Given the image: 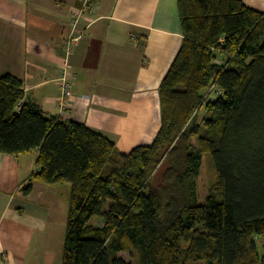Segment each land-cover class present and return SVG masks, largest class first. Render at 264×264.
<instances>
[{"label":"trees","instance_id":"obj_1","mask_svg":"<svg viewBox=\"0 0 264 264\" xmlns=\"http://www.w3.org/2000/svg\"><path fill=\"white\" fill-rule=\"evenodd\" d=\"M177 7L183 42L148 146L121 153L24 101L19 78L0 77V154L37 153L22 195L35 183L70 186L62 264H131L122 252L137 264H264V13L240 0ZM204 155L215 180L200 204Z\"/></svg>","mask_w":264,"mask_h":264},{"label":"crops","instance_id":"obj_2","mask_svg":"<svg viewBox=\"0 0 264 264\" xmlns=\"http://www.w3.org/2000/svg\"><path fill=\"white\" fill-rule=\"evenodd\" d=\"M240 1L264 13V0ZM177 5L178 0H91L86 7L81 0H0V77L19 78L45 116L84 124L121 153L148 146L161 125L159 87L183 42ZM72 33L81 37L66 55L64 41ZM65 62L75 79L60 110L58 79ZM36 157L0 154V264H26L33 247L57 236V248H45L40 262L54 264L63 246L62 231L55 232L52 223L68 210L67 183H35L27 197L21 193L36 171Z\"/></svg>","mask_w":264,"mask_h":264},{"label":"rangeland","instance_id":"obj_3","mask_svg":"<svg viewBox=\"0 0 264 264\" xmlns=\"http://www.w3.org/2000/svg\"><path fill=\"white\" fill-rule=\"evenodd\" d=\"M202 112L203 110L200 113ZM214 180H215V172L211 164V160L208 155H204L200 176L198 178V202L200 204L204 202L209 192V186L212 182H214ZM64 185H68L67 187H70L69 184H64ZM61 194H62L61 198H63L62 200L64 201V198H65L64 190H62ZM68 200H69V193H68ZM107 206L108 205L106 204L104 208L106 209ZM66 218H67V212H65L63 215L59 213L57 214V216L55 215V221H53L52 223L55 228V232L62 231V236L59 239H63V240L65 238V232H66L65 231L66 230ZM91 224L95 226L97 225V221L95 219H92ZM57 241H58L57 236L50 238V239H43V242L40 244V246L37 245L36 248L34 247L32 248L34 249V252H32L31 250L30 254L28 255V260L26 264H40V262H42V259L45 256V254H43L45 248L50 249V246H51V248L55 250L57 248V245H56ZM63 242H62V245H63ZM256 243L258 246L259 255L260 257H263L264 256V238H257ZM62 252H63V246L60 248L59 254L54 253L55 255L54 264H58V263L62 264ZM118 257L122 258L127 263L137 264V257L134 254L131 255L128 252H122L118 254ZM57 258H58V261L56 262ZM192 264H203V263H192Z\"/></svg>","mask_w":264,"mask_h":264},{"label":"built area","instance_id":"obj_4","mask_svg":"<svg viewBox=\"0 0 264 264\" xmlns=\"http://www.w3.org/2000/svg\"><path fill=\"white\" fill-rule=\"evenodd\" d=\"M91 0H81L83 7L89 6ZM81 17V11H77L72 15V24L76 27L79 18ZM73 34V33H72ZM80 35H70L63 45V49L66 55L70 54L73 48L76 46L80 39ZM75 79V75L70 71V68L65 62L58 79L59 84V96L57 99L60 110H64L67 107L68 100L72 95V81ZM19 107V106H18Z\"/></svg>","mask_w":264,"mask_h":264},{"label":"water","instance_id":"obj_5","mask_svg":"<svg viewBox=\"0 0 264 264\" xmlns=\"http://www.w3.org/2000/svg\"><path fill=\"white\" fill-rule=\"evenodd\" d=\"M28 99V95H26V97H25V100L24 101H26Z\"/></svg>","mask_w":264,"mask_h":264}]
</instances>
